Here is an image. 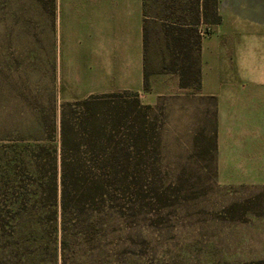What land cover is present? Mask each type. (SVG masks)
I'll use <instances>...</instances> for the list:
<instances>
[{
    "label": "rangeland",
    "instance_id": "374dc122",
    "mask_svg": "<svg viewBox=\"0 0 264 264\" xmlns=\"http://www.w3.org/2000/svg\"><path fill=\"white\" fill-rule=\"evenodd\" d=\"M158 1L190 27L174 57L181 89L133 93L144 116L145 192L129 231L132 259L264 264V0H210L200 18L195 0ZM68 3L56 0L52 33L31 14L44 51L23 61L13 91L1 88L0 126L14 132L0 139V155L34 130L51 96L57 143L60 105L103 95L92 93V45L58 33V6L67 25ZM15 259L0 248V264Z\"/></svg>",
    "mask_w": 264,
    "mask_h": 264
},
{
    "label": "trees",
    "instance_id": "16d2710c",
    "mask_svg": "<svg viewBox=\"0 0 264 264\" xmlns=\"http://www.w3.org/2000/svg\"><path fill=\"white\" fill-rule=\"evenodd\" d=\"M209 2L195 0L198 18ZM36 12L54 32L56 0H0V91H13L23 61L44 51ZM47 102L34 130L0 155V248L19 264H137L129 231L143 209L145 129L136 95L62 103L57 143ZM11 132L0 126V139Z\"/></svg>",
    "mask_w": 264,
    "mask_h": 264
},
{
    "label": "crops",
    "instance_id": "0c3cea01",
    "mask_svg": "<svg viewBox=\"0 0 264 264\" xmlns=\"http://www.w3.org/2000/svg\"><path fill=\"white\" fill-rule=\"evenodd\" d=\"M175 12L158 0H69L67 25L58 6V33L92 45V93L150 97L148 84L164 85L163 92L181 89L174 57L190 25Z\"/></svg>",
    "mask_w": 264,
    "mask_h": 264
}]
</instances>
